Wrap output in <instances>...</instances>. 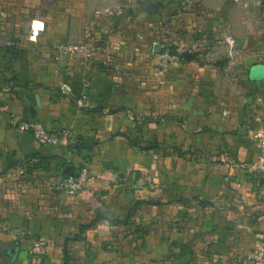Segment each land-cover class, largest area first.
<instances>
[{
    "label": "crops",
    "instance_id": "crops-1",
    "mask_svg": "<svg viewBox=\"0 0 264 264\" xmlns=\"http://www.w3.org/2000/svg\"><path fill=\"white\" fill-rule=\"evenodd\" d=\"M137 7L130 4L128 10ZM113 8L112 0L74 2L71 8L66 0L56 6L50 0H0V173L25 161L60 174L85 161L91 174L81 193L36 194L22 207L0 211V264H64L65 250L68 264H156L161 248L128 246L125 224L108 221L124 219L132 205L125 196V124L134 118L139 133L152 132L159 150L170 151L168 179L159 173L154 205L143 206L153 209L155 222L162 215L169 219L166 264H209L203 250L210 243L203 238L212 233L217 239L211 246L223 245L218 237L226 229L228 204L239 220L229 230L240 238L237 247L264 246V174L251 167L259 160L251 136L264 130V64L251 65L246 80L238 74L229 85L233 93L224 87L222 69L181 64L154 79L152 104L142 83L135 87L137 102H130L125 68L72 69L71 57L61 49L72 20L79 39L90 28L86 41L109 44L113 37L99 32ZM119 8L123 11V4ZM242 86L249 90V105L235 94ZM14 118L38 121L66 136L54 146L40 144L13 126ZM140 153L159 157L155 149ZM33 237L46 241V255L33 256ZM222 263L219 258L215 264Z\"/></svg>",
    "mask_w": 264,
    "mask_h": 264
},
{
    "label": "rangeland",
    "instance_id": "rangeland-1",
    "mask_svg": "<svg viewBox=\"0 0 264 264\" xmlns=\"http://www.w3.org/2000/svg\"><path fill=\"white\" fill-rule=\"evenodd\" d=\"M112 1L113 10L105 12L111 15L110 20L104 24L106 28L99 32L101 36L113 37L109 44L101 46L98 42L96 46L92 40L86 41L92 37L89 27L83 36L85 38L79 39L74 35L72 20L68 32L69 40L61 49H65V53H68L66 56L71 57L67 61L72 69L125 68V99L129 98L130 102H137L135 87L144 84L147 87L145 96L152 104L156 83L154 79L158 78L160 73H169L171 68L181 64L197 63L222 69L223 84L228 93H233L232 90L229 91V85H234L238 74H242V80H246L245 74L251 65L264 64V0H160L157 9L150 7L157 0ZM50 2L56 6L59 0ZM74 2L85 0H66L68 8H71ZM122 4L125 9L122 8L123 11L119 8ZM130 4H138L137 11L128 10ZM96 49L100 53L93 55L92 52H96ZM165 51L177 58L169 61L166 66L160 64V56ZM233 66L238 71H234ZM256 75H261V72L257 70ZM161 77L169 76L162 74ZM241 88L236 87L235 94L243 105H249V90L243 86ZM147 121L153 122L148 118ZM137 125L138 120L135 118L129 125L125 124V196L130 197V210L135 201L146 200L154 205L153 191L159 182V173L162 172V179H168L167 165L171 162L169 150L163 152L157 147L155 151L159 154L158 158H145L138 148H128L127 133L140 144H155L152 132L144 134L142 130L139 133ZM196 162L199 163L198 159H195ZM72 164L74 173L85 162ZM14 165L18 167L14 169ZM14 165L0 173V211L22 207L32 195L46 192L67 194L58 188L65 172L49 174L42 169L43 166L33 162L22 161ZM87 186L73 194L81 193ZM145 205L149 204L141 202L135 208L132 218L125 226V239L129 240L128 246H140L147 250L161 248L162 257L156 259L155 263L161 261L166 264L170 254L169 219L162 215L161 219H156L155 222L153 209L149 211L148 207H143ZM225 206L228 209L225 212L226 229L218 237L223 245L211 246L217 238L211 233L206 240L207 236L204 235V242L208 241L210 246L208 250H203V253L209 259V264L217 263L219 258L223 260L222 264H249L247 252L257 245L237 247L240 238L237 234L232 233V236L229 233L239 222L235 206ZM245 207L248 208V205L245 204ZM250 219H254V213ZM197 237L201 239V236Z\"/></svg>",
    "mask_w": 264,
    "mask_h": 264
},
{
    "label": "built area",
    "instance_id": "built-area-1",
    "mask_svg": "<svg viewBox=\"0 0 264 264\" xmlns=\"http://www.w3.org/2000/svg\"><path fill=\"white\" fill-rule=\"evenodd\" d=\"M65 50V49H64ZM161 65L166 66L169 61L176 60V56L171 55L167 51L160 56ZM13 126L29 131L34 139L43 145L54 146L59 143L60 139L66 136V132H51L43 124L38 121H20L14 118L11 121ZM256 150L258 152V163L252 164L253 171L264 174V130L258 128L254 130L252 136ZM90 173L86 166H82L74 174H70L61 179L58 188L67 193L73 194L85 188L90 180ZM30 251L34 256L42 257L47 254L48 244L42 238H31ZM247 260L249 264H264V246L258 245L252 247L247 252Z\"/></svg>",
    "mask_w": 264,
    "mask_h": 264
},
{
    "label": "trees",
    "instance_id": "trees-1",
    "mask_svg": "<svg viewBox=\"0 0 264 264\" xmlns=\"http://www.w3.org/2000/svg\"><path fill=\"white\" fill-rule=\"evenodd\" d=\"M46 128V127H45ZM127 140H128V145L130 146V147H134V148H138L140 151H150V150H154L155 148H157V147H159V146H157L156 144H147V145H143V144H140L139 142H137V141H135L133 138H130V137H127ZM141 145V146H140ZM83 146H85V145H81V144H78V146L77 147H83ZM89 147H91V144L90 145H87V148H89ZM85 162V161H84ZM14 165V164H13ZM82 166H86L87 168H88V170H89V167H88V165H86V162H85V164H82L81 165V167ZM78 171V170H77ZM76 171V172H77ZM76 172H74V174L76 173ZM65 176H67L66 174L64 175V177ZM141 202H143V203H145V204H150V202L149 201H146V200H141V201H135L134 202V205H133V207H132V209L125 215V218L124 219H113V220H108L110 223H113V224H125V226H126V224H128L129 223V221H130V219L132 218V216H133V213H134V210H135V208L141 203ZM37 257V256H36ZM34 258V257H33ZM68 261H69V256H68V254H67V251L65 250L64 251V264H68Z\"/></svg>",
    "mask_w": 264,
    "mask_h": 264
},
{
    "label": "water",
    "instance_id": "water-1",
    "mask_svg": "<svg viewBox=\"0 0 264 264\" xmlns=\"http://www.w3.org/2000/svg\"><path fill=\"white\" fill-rule=\"evenodd\" d=\"M160 3H161V1L160 0H157L155 3H152L150 5V7L157 9L159 7V4ZM260 85L263 86L264 85V82L263 81H260ZM238 132H239V134L245 135V133H246L245 127H240ZM72 169H73L72 167H68V168H66L64 170V172L66 173V175H70V174L73 173L72 172ZM25 255H26V252L25 251L19 253V257H21V258H24Z\"/></svg>",
    "mask_w": 264,
    "mask_h": 264
}]
</instances>
